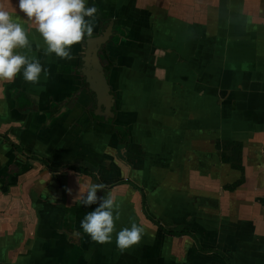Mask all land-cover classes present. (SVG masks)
<instances>
[{"label": "crops", "instance_id": "1", "mask_svg": "<svg viewBox=\"0 0 264 264\" xmlns=\"http://www.w3.org/2000/svg\"><path fill=\"white\" fill-rule=\"evenodd\" d=\"M0 4L32 45L14 51L48 72L0 81V264H264V0H87L121 16L107 54L124 144L78 128L65 103L55 113L75 88L80 43L72 59L46 55L18 0ZM228 141L242 169L221 157ZM77 177L105 185L116 231L137 223L139 244L121 251L115 232L105 244L84 233L99 201L74 202Z\"/></svg>", "mask_w": 264, "mask_h": 264}, {"label": "clouds", "instance_id": "2", "mask_svg": "<svg viewBox=\"0 0 264 264\" xmlns=\"http://www.w3.org/2000/svg\"><path fill=\"white\" fill-rule=\"evenodd\" d=\"M87 0H18V8L25 14L26 21L35 25L46 45L45 54H55L60 59H72L71 48L85 38H93L98 8L86 6ZM25 27L13 14L0 4V81L12 82L22 71L23 79L36 84L42 71L38 59L29 58L16 49H31ZM79 191L74 202L89 206L99 201V206L87 212L80 227L91 240L99 244L111 243L115 232L116 246L121 251L140 243L145 229L135 222L130 227L116 231L115 221L119 212L110 193L98 197L99 190H105L102 183L86 181L81 184L77 177ZM71 191L70 189L68 190Z\"/></svg>", "mask_w": 264, "mask_h": 264}, {"label": "flooded vegetation", "instance_id": "3", "mask_svg": "<svg viewBox=\"0 0 264 264\" xmlns=\"http://www.w3.org/2000/svg\"><path fill=\"white\" fill-rule=\"evenodd\" d=\"M97 17V21L99 26L95 23V27H94V35L93 36H101L103 35V31L105 30V27L109 25V22L111 20V34L109 35V37L107 38V40L103 43H101V45L99 46L98 50H97V55L99 57L100 62L103 65V72L104 75L106 77V79H108L110 85L111 81L109 78L110 75V69L112 67V60L110 59V57L107 54V47L108 45L112 44V37L117 33V28L118 26H120V21H121V16H117L114 18L110 17V13L107 11H101L98 9V12L96 14ZM86 39L80 43V50L78 52V62L74 65H72L71 67V74L73 75L74 78V82L75 84L73 85L75 88L68 92V94L66 96H64V98L58 102L57 104H55L56 106L54 107L55 113H58L60 111V108H62V106H64L65 103V107L67 109H69V114L71 115L72 113H75V111L77 110V112H80L78 106L80 104V102H85V104H87V107L85 108V111L87 115H85L83 113V111L81 113H79V116L82 118V123L81 125H79L78 128H87L89 126L94 127V122H101V123H107V124H112V128L109 129V133L112 135L111 138L115 137L117 140V143L120 144H124L126 142V137H128L129 131H126V129L124 128H119L117 127L116 123H115V119L117 118V109H116V93L115 90L112 89L110 90V93L112 94V105L110 106V112L113 114L112 117H110V114L108 111H104V114L106 116H103L101 113L99 114L95 108V95L92 91H90L88 89V84L84 81V75L81 73L80 68L82 67L83 64V60L82 57L84 56V50L86 49ZM77 87V88H76ZM83 90H87V92L83 91ZM90 99V100H89ZM50 109H52V106L50 107ZM53 110V111H54ZM99 114V115H96ZM52 115V113L50 114ZM91 121V122H90ZM89 122V124H88ZM77 124V121L74 122V124ZM75 124V125H76ZM106 124V125H107ZM105 125V126H106ZM72 126L75 128V130L77 131L78 128H76L73 124ZM106 130V129H104ZM79 137H81L82 135H84V132H79ZM80 162L79 166L80 168L82 167V165H87V161L83 162L82 159H75L74 162ZM125 180H129V179H125Z\"/></svg>", "mask_w": 264, "mask_h": 264}, {"label": "water", "instance_id": "4", "mask_svg": "<svg viewBox=\"0 0 264 264\" xmlns=\"http://www.w3.org/2000/svg\"><path fill=\"white\" fill-rule=\"evenodd\" d=\"M111 20L109 22V25L105 27V30L103 31V35L101 36H93V38H87L86 39V49L84 50V56L82 57L83 64L80 68L81 73L84 75V81L88 84V89L92 91L95 95V108L97 112L102 114L103 116H106L104 114V111H108L110 114V117H112V113L109 111L110 106L112 105V94L110 93L111 87L113 90L115 88L113 85H110L108 79H106L104 72H103V65L99 60V57L97 55V50L101 43L105 42L109 35L111 34ZM122 39H125L122 37ZM121 39V40H122ZM111 41L114 42V39L112 38ZM108 48V47H107ZM111 59V56H110ZM114 63V62H113ZM111 67L110 72L111 74L115 72V64ZM110 78V77H109ZM87 92V90H83ZM90 100V99H89ZM87 107V104L85 102H80L78 108L80 110V113L85 110ZM77 110L75 111V113ZM85 115L86 112L83 111ZM96 114V115H99ZM55 115L53 114L52 118ZM54 119V118H53ZM91 122V121H90ZM116 123V122H115ZM107 123H101V122H94V127L97 128V130L108 131L112 128V124ZM117 124V123H116ZM106 125V126H105ZM82 131V130H81Z\"/></svg>", "mask_w": 264, "mask_h": 264}, {"label": "trees", "instance_id": "5", "mask_svg": "<svg viewBox=\"0 0 264 264\" xmlns=\"http://www.w3.org/2000/svg\"><path fill=\"white\" fill-rule=\"evenodd\" d=\"M221 149V157L225 162L231 163L235 167L242 169L240 165L241 161V145L235 141H228L222 144H218ZM241 180L237 181L235 184L240 183Z\"/></svg>", "mask_w": 264, "mask_h": 264}, {"label": "rangeland", "instance_id": "6", "mask_svg": "<svg viewBox=\"0 0 264 264\" xmlns=\"http://www.w3.org/2000/svg\"><path fill=\"white\" fill-rule=\"evenodd\" d=\"M80 162L78 161L77 164H79ZM88 164V163H87Z\"/></svg>", "mask_w": 264, "mask_h": 264}]
</instances>
